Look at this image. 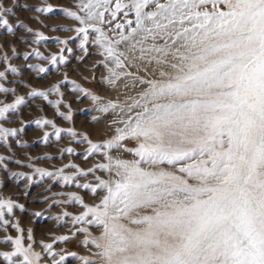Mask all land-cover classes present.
<instances>
[{
	"label": "rangeland",
	"instance_id": "1",
	"mask_svg": "<svg viewBox=\"0 0 264 264\" xmlns=\"http://www.w3.org/2000/svg\"><path fill=\"white\" fill-rule=\"evenodd\" d=\"M149 228L147 264H264V0H0V264Z\"/></svg>",
	"mask_w": 264,
	"mask_h": 264
},
{
	"label": "bare ground",
	"instance_id": "2",
	"mask_svg": "<svg viewBox=\"0 0 264 264\" xmlns=\"http://www.w3.org/2000/svg\"><path fill=\"white\" fill-rule=\"evenodd\" d=\"M175 214V213H174ZM173 214V215H174ZM168 215V214H167ZM169 216H171V214L169 215ZM174 217V216H173ZM173 217H170V218H172L173 219ZM170 218H167V220H169ZM158 225V224H157ZM156 225V226H157ZM155 226V227H156ZM155 227H153V229L155 228ZM159 227V225L157 226V228ZM157 228L155 229V230H157ZM150 229V228H149ZM144 230L143 231V239H138L137 241H135V240H127V243H128V245L130 246V247H132V246H134L135 248H136V251L138 250V252H142L143 254H144V256L145 257H149V258H143V257H140L139 259H137V254L135 255V256H130L131 255V252H129L130 254H126V256H127V258L129 259V261L128 262H133L132 264H147V262H148V260L150 259V255H149V253H148V246H149V244H152L153 246H155V248L156 247H158L157 245H161V241H160V239H158V235L157 236H154V234L156 233V231L155 232H152V230L150 231V230ZM159 229V228H158ZM175 229H176V227H175ZM164 230V229H163ZM176 231V230H175ZM178 231V230H177ZM175 233V232H174ZM159 234V233H158ZM162 234H164L163 232H162ZM161 234V235H162ZM170 234V233H169ZM171 235V234H170ZM173 235H175V234H173ZM172 235V236H173ZM164 236H168L167 234H164ZM247 236V235H246ZM111 237H113V236H111ZM110 237V238H111ZM152 237H155L154 239H152ZM157 237V238H156ZM247 237H249V236H247ZM104 238H106V237H104ZM114 238V237H113ZM163 238V237H162ZM161 238V239H162ZM170 238V237H169ZM117 239V238H116ZM156 239H158V240H156ZM165 239H167V238H165L164 237V240ZM247 239V238H246ZM106 240V241H105ZM104 241L105 242H107V239H105ZM115 240V239H114ZM154 240V241H153ZM111 241V240H110ZM109 241V243H112L111 245L112 246H114V247H118L119 245L117 244V242L116 241H111L110 242ZM166 241V240H165ZM168 241H169V239H168ZM173 242V241H172ZM246 243V241H243L242 242V244H244L245 245V243ZM126 243V244H127ZM160 243V244H159ZM106 244H108V243H106ZM247 244V243H246ZM108 245H110V244H108ZM118 245V246H117ZM246 246V245H245ZM245 249H247V247L245 248ZM122 250V249H121ZM164 250V249H163ZM248 250V249H247ZM245 254H247V252L245 253ZM152 258V257H151ZM247 259V255H246V257H245V259L244 260H246ZM136 260H138V262L136 263V262H134V261H136ZM151 260V259H150ZM153 260V259H152ZM150 262V261H149ZM149 264V263H148ZM155 264H156V262H155Z\"/></svg>",
	"mask_w": 264,
	"mask_h": 264
}]
</instances>
